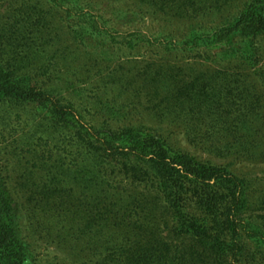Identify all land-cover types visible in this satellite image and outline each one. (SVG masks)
<instances>
[{"label":"rangeland","instance_id":"374dc122","mask_svg":"<svg viewBox=\"0 0 264 264\" xmlns=\"http://www.w3.org/2000/svg\"><path fill=\"white\" fill-rule=\"evenodd\" d=\"M195 1L198 11L179 18L138 0H38V28H45L28 61L31 74L40 87L66 99L86 127L99 129L109 120L112 128L133 125L220 164L212 151L222 141L202 139L197 122L162 109L188 84L203 85L223 70L240 81L244 95L258 97L259 109H251L263 117L243 132L264 131V40L236 37L215 43V32L247 0ZM9 16L0 3V25L9 24ZM7 55L3 59L12 61ZM47 126L44 109L0 102V178L14 205L16 233L27 245L28 264H103L122 257L141 244L135 231L119 227L136 220L137 201L151 211L150 199L136 197L147 195L146 189L126 186L128 181L114 174L103 186L94 174L79 172L69 134L61 126ZM200 128L206 130L205 124ZM236 168L253 175L264 194V162H241ZM255 247L256 259L249 261L263 264L264 245Z\"/></svg>","mask_w":264,"mask_h":264},{"label":"trees","instance_id":"16d2710c","mask_svg":"<svg viewBox=\"0 0 264 264\" xmlns=\"http://www.w3.org/2000/svg\"><path fill=\"white\" fill-rule=\"evenodd\" d=\"M34 1L0 0L10 13L9 24L0 25L4 27L0 30V102L20 109H44L51 123L47 127L61 126L69 134L72 161L77 162L79 172L94 174L103 186L115 178L113 174L120 175L128 181L126 186L146 189L147 195L136 197L152 201L151 211L145 212L135 197L139 200L134 207L136 220L119 227L135 231L141 244L103 264H257L248 257L255 260V244L264 245V214L259 213L260 206L264 211V194L253 175L236 168L241 162H264V131L243 132V127L249 129L254 119L263 117L251 109L260 107L257 95H244L240 81L231 80L234 74L222 70L203 85L190 83L178 98L167 99V108L162 110L168 115L200 127L205 124L206 130H197L200 137L222 141L212 151L221 158L220 164L172 147L133 125L112 128L106 120L99 129L86 127L66 99L40 87L31 74L28 61L45 28L44 24L38 28L42 7L39 11L38 0ZM138 1L179 18L198 11L195 0ZM213 36L215 43L236 37L254 43L264 40V0H247L238 15ZM6 55L12 61L4 60ZM103 221L109 224L106 217ZM0 264H28L27 245L16 233L14 205L1 178Z\"/></svg>","mask_w":264,"mask_h":264}]
</instances>
